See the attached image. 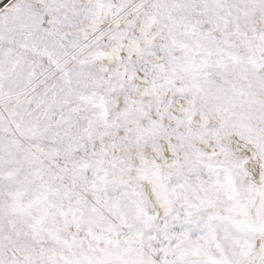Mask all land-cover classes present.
Instances as JSON below:
<instances>
[{"label": "snow or ice", "instance_id": "6c2138e0", "mask_svg": "<svg viewBox=\"0 0 264 264\" xmlns=\"http://www.w3.org/2000/svg\"><path fill=\"white\" fill-rule=\"evenodd\" d=\"M0 264H264V0L3 3Z\"/></svg>", "mask_w": 264, "mask_h": 264}, {"label": "rangeland", "instance_id": "374dc122", "mask_svg": "<svg viewBox=\"0 0 264 264\" xmlns=\"http://www.w3.org/2000/svg\"><path fill=\"white\" fill-rule=\"evenodd\" d=\"M3 3H7V0H3ZM3 3H0V7H3Z\"/></svg>", "mask_w": 264, "mask_h": 264}]
</instances>
